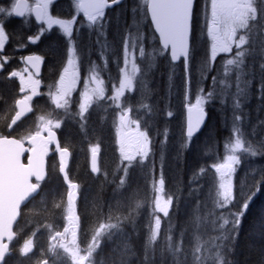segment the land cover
Segmentation results:
<instances>
[{
	"label": "trees",
	"instance_id": "1",
	"mask_svg": "<svg viewBox=\"0 0 264 264\" xmlns=\"http://www.w3.org/2000/svg\"><path fill=\"white\" fill-rule=\"evenodd\" d=\"M253 2L256 16L247 33V44L252 46L246 44L243 56L253 51V58L243 61V64V58H240L239 64L234 65H228L223 57L207 63L202 80V91L210 100L204 107L207 122L195 138L188 140L184 137L183 111L176 113L172 107L175 94L173 83L176 79L173 71L171 87H166L167 67L174 66L163 54L157 73L153 72L155 68L150 70L148 77L155 88L148 91L146 98H149L145 104L155 113L152 115L155 120L151 124H155L158 131L155 132L156 145L146 169L127 167V163L120 160L115 123L108 112L110 108L104 102L94 103L85 115L76 108V99L65 110L57 112L53 108L52 121L62 122V129L57 132L59 141L71 154L68 176L79 185L77 216L81 222V231L90 234L99 220L104 222L96 253L99 264H216L217 260L218 264H264V154L259 155L261 162L255 175V187L249 197L241 199L242 202L235 199L226 206L220 205L206 174L202 175L201 171L203 166L208 165L209 157L230 140H254L253 136L259 138L264 135V0ZM72 4L68 0L67 9L70 10ZM207 4L208 0L194 2L188 72L195 62L202 64L207 59L205 21L202 19V11H205ZM144 15L145 6L141 0H123L112 9H106L98 24L88 25L82 17L79 18L71 41L81 64L86 68L88 64L85 65L83 61H93L97 52L104 56L110 55V50L116 45L118 47L123 36L128 35L131 24ZM111 36L114 37V44L111 43ZM153 44L156 47V42ZM50 61L52 64L48 66V71L54 83L62 69L63 59L52 51ZM58 61L59 64L55 65ZM113 65L115 69L109 70H113L115 76L116 61ZM99 69L103 70L101 76L105 79L104 68ZM46 70L47 67H44V78ZM110 75L107 84L115 80ZM240 78L247 80L248 86L252 88V94L245 95L254 101L251 108L242 105V94L237 88ZM154 102L156 107L153 106ZM28 120L16 138L32 130ZM171 120L174 121L179 142L170 155L164 141L170 140ZM92 147L99 153V171L96 176L89 171L88 160ZM49 166L52 167L51 164ZM158 170L165 187L174 194V202L168 216L160 217L158 237L150 240L148 176L151 177V173L157 175ZM48 179V182L41 184L37 196L23 209L15 227L16 239L3 264H27L23 251H20L23 237L32 227H36V223L53 214L49 212L50 207L61 204L63 185L56 168L51 171L49 167ZM112 198L114 201L111 203ZM49 199H52L51 204ZM27 223L31 224L26 228ZM46 223L55 226L52 220ZM45 242L43 236L41 245ZM206 257H210L209 261Z\"/></svg>",
	"mask_w": 264,
	"mask_h": 264
},
{
	"label": "rangeland",
	"instance_id": "2",
	"mask_svg": "<svg viewBox=\"0 0 264 264\" xmlns=\"http://www.w3.org/2000/svg\"><path fill=\"white\" fill-rule=\"evenodd\" d=\"M141 1L145 6V0ZM215 4L217 6L215 18H212L211 0H208L205 11H202V19L205 21L204 33L207 40V59H204L202 64L195 62L187 77L183 73L182 65L167 67V88L171 87L172 71L173 76H176L173 83L175 94L173 95L172 105L176 113H179V110L183 111V108L187 105L199 106L204 109L209 103V96L202 91V80L207 63H212L214 58L223 57L228 65L239 64L240 58H243L241 59L242 64L244 63L243 61L253 58V51L252 53L248 51L249 53L243 57L245 54L244 47L248 42L247 33L250 23L255 20L256 16L253 0H242L236 6L229 4L227 0H216ZM233 9L235 10L234 13ZM68 11L71 17L60 24L62 32L65 33V37L69 42L67 63L63 69L57 92L53 97L50 96L46 100L47 105L50 106L51 113H47L46 117L39 115H33L32 117H39L37 119L38 126L49 125L51 129L61 131V121H49L53 117V108L57 112L58 110H65L69 103L76 99V108L82 115H85L93 107L94 103L102 101L110 108L108 112L111 113L115 123L116 144L120 160L127 163V167H144L146 169L148 161L154 152L153 147L156 145L155 132L157 130L156 125L151 124L155 120L152 117L155 113L145 104L146 99L149 98H146L148 91L155 88L151 85L152 82L148 75L150 70L155 68L156 57L160 56V51L154 46L153 37L148 31L146 18L141 16L134 21L131 24L130 32L128 35L123 36L120 45L118 44V47L116 45L111 49L114 59L112 54L110 58L109 56H102L103 61L99 58V53H96L95 59L96 61H101V63L98 64L94 60L93 62L100 75L102 71L99 67H104L105 79H109V73L113 74V70L109 69H115L113 63L115 61L117 63L115 80L107 84L106 80L95 70L88 72L86 69L87 72L85 71L82 77L80 74L78 76L80 71L78 66L80 67V64L75 63L77 57L71 41V35L74 24L81 17V14L76 5H71ZM99 19H102V14L95 16L94 23L98 24ZM214 20L216 21L215 25H218L221 32L219 40L223 41H218L209 31L210 27L214 25ZM230 31L233 34L232 44L228 42L229 35L227 34ZM111 38V43L114 44V37L111 36ZM248 45L252 46L250 43ZM252 48L255 49L254 47ZM83 63L85 65L88 64L86 59ZM90 68H93L92 64ZM237 88L242 94V105L248 108L253 107V99L245 96L252 94V88L248 86L247 80L240 78ZM75 96L77 98H73ZM29 102L31 101L29 100ZM153 106H155L154 103ZM36 108L39 107L37 106ZM39 111L34 109L32 114H41ZM126 113L129 114L128 129L131 131L129 137L125 134L126 129H123L121 125V119ZM167 117L170 118V114ZM171 122L172 132L170 133V140L164 141L170 155L173 153L172 150L178 147L179 142L177 133L174 130V121L171 120ZM134 124H137V129L134 128ZM253 138L254 140H230L228 144L215 152L214 155H211L208 159V165L203 166L201 169L202 175L206 174L205 176L213 188L214 197L217 198L218 203L222 206L228 205L235 199L241 200L249 197L255 187V175L259 170L258 164L261 162L259 155L264 154V135L259 138L253 136ZM49 186L51 188V183H49ZM148 190L147 203L149 216H151L148 222V234L150 240H155L159 233L160 222L158 216H168L174 202V194L165 187L160 170H158L157 175L151 173ZM83 198L85 199V197ZM49 201V204H51L52 199H49ZM113 201L114 198H112L111 203ZM56 210L60 212H56ZM49 212H53V214H50L49 218H44L38 224L36 223V227H32L26 236L23 237L20 251H24L22 255L26 263L80 264L82 262V264H99L96 253L100 245L98 237L103 231L104 222L99 220L98 225L90 234H82L75 240L69 239L65 243L55 244L50 242L56 233L55 230L60 228L62 230L66 222H70L71 210L67 208L66 204H63L59 205V207L57 205L50 207ZM154 215H157V217ZM48 220H52L55 226L51 227L50 224H47L46 221ZM40 223L41 225L38 227ZM30 224L27 223L26 228ZM48 230L49 234H47ZM43 236L46 242L41 245Z\"/></svg>",
	"mask_w": 264,
	"mask_h": 264
},
{
	"label": "flooded vegetation",
	"instance_id": "3",
	"mask_svg": "<svg viewBox=\"0 0 264 264\" xmlns=\"http://www.w3.org/2000/svg\"><path fill=\"white\" fill-rule=\"evenodd\" d=\"M241 1L227 0L229 4L235 6ZM17 2L19 0H0V138H16L25 127L27 117L14 124L11 123L16 114L17 101L25 100L30 107V114L34 109L40 110L39 112L50 111L46 100L57 92L63 69L67 63L68 40L65 33L62 32L60 24L71 17L67 9L68 0H23L24 10L19 16L14 13ZM234 11L233 9V13ZM93 22L94 19L88 23ZM217 29L215 37L218 41H223L219 40L221 32L219 27ZM227 35H229V44H232V32L230 31ZM52 51L63 59L62 69L54 83H52L53 77L48 71V66L52 64L50 61ZM85 57L88 58L87 53H85ZM27 58L37 59L40 64L38 74L29 67L26 62ZM75 63H79L77 59ZM56 64H59V61ZM177 66H180V63ZM44 67H47L45 78L43 77ZM79 68L78 66V70ZM79 74L82 77L80 71L78 76ZM61 86L63 85L61 84ZM37 106L39 108H36ZM31 126L32 134H36L37 129L41 133L43 125L38 126L35 117L31 120ZM134 127L137 128V125ZM130 133L131 131L127 132L128 135ZM59 143V149L62 150V143ZM68 160L70 162L69 157ZM68 160L65 161L63 154L61 152L58 154L53 147H47V169L52 163L55 164L54 167L57 171L63 167L65 169ZM62 161L65 162L61 164ZM62 181L64 203L68 209L77 208L75 203L79 185L75 182H68L66 179ZM76 221L66 222L62 230L60 228L56 231L50 242L61 244L69 239L75 240L80 237L82 235L81 222Z\"/></svg>",
	"mask_w": 264,
	"mask_h": 264
},
{
	"label": "water",
	"instance_id": "4",
	"mask_svg": "<svg viewBox=\"0 0 264 264\" xmlns=\"http://www.w3.org/2000/svg\"><path fill=\"white\" fill-rule=\"evenodd\" d=\"M77 2L79 11L86 20L112 9L123 0H73ZM195 0H146V14L159 46L168 52L171 63L180 60L187 66L190 46V29L192 10ZM23 0L17 2L14 13L19 16L24 10ZM216 7L213 2V13ZM18 12V13H17ZM212 34L217 33L213 28ZM29 67L39 73L40 64L35 58H27ZM17 113L12 123L29 113L25 102L16 103ZM184 135L194 138L203 129L207 116L199 106H185ZM128 114L123 115L122 125L126 126ZM44 135H35L25 141L31 147L25 163L22 162L27 147L14 139H0V264L6 257L8 242L15 238L13 229L19 218L20 209L39 192V183L46 178V151L50 145L60 153L57 136L48 128L43 129ZM65 160L68 152L62 150ZM90 168L93 174L97 172V154L90 158ZM223 170V168H221ZM64 173V171H63ZM34 181V182H33ZM33 182V183H32Z\"/></svg>",
	"mask_w": 264,
	"mask_h": 264
},
{
	"label": "bare ground",
	"instance_id": "5",
	"mask_svg": "<svg viewBox=\"0 0 264 264\" xmlns=\"http://www.w3.org/2000/svg\"><path fill=\"white\" fill-rule=\"evenodd\" d=\"M108 1H112V0H108ZM119 5V4H118ZM117 6V5H116ZM99 14H101V13H99ZM98 14V15H99ZM111 34V33H110ZM260 83V82H259ZM257 88V87H256ZM261 96V95H260ZM157 97V96H156ZM248 98V97H247ZM161 100V99H160ZM164 101V100H163ZM259 101V100H258ZM161 103V102H160ZM247 103V102H246ZM154 104H155V102H154ZM168 106V105H167ZM156 107V106H155ZM164 109V108H163ZM173 109V108H172ZM157 110H159V109H157ZM156 110V111H157ZM171 111H173V110H171ZM257 111V110H256ZM158 112H160V111H158ZM157 112V113H158ZM264 117V116H263ZM177 119V118H176ZM255 121V120H254ZM262 124V123H261ZM250 125V124H249ZM159 126V125H158ZM255 126V125H254ZM252 128H254V127H252ZM167 129V128H166ZM164 130V129H163ZM168 130V129H167ZM154 131V130H153ZM157 131H158V129H157ZM165 131V130H164ZM257 133V132H256ZM176 139V138H175ZM169 141V140H168ZM172 142V141H171ZM184 145V144H183ZM170 147V146H169ZM177 148V147H176ZM167 152V151H166ZM169 152V151H168ZM172 152H173V150H172ZM174 153V152H173ZM175 155V154H174ZM264 163V162H263ZM262 164V163H261ZM259 167V166H258ZM104 182H105V180L104 179H102ZM112 181H113V179H112ZM112 183V182H111ZM113 185V184H112ZM141 190V189H140ZM141 192H142V190H141ZM173 193H174V191H173ZM47 202V201H46ZM44 203V202H43ZM48 203V202H47ZM81 206V205H80ZM180 206V205H179ZM183 206H185V205H183ZM42 208V207H41ZM147 213V212H146ZM56 215V214H55ZM50 217V216H49ZM144 222V221H143ZM187 222V221H186ZM175 223V222H174ZM187 225V224H186ZM191 225V224H190ZM200 226V225H199ZM197 227H198V225H197ZM146 229V228H145ZM194 229V228H193ZM201 229V228H200ZM221 233V232H220ZM223 234V233H222ZM227 235V234H226ZM199 236V235H198ZM197 236V237H198ZM195 237V236H194ZM196 237V238H197ZM223 238V237H222ZM220 239V238H219ZM224 239V238H223ZM213 241V240H212ZM251 241V240H250ZM187 242H188V240H187ZM210 242H211V240H210ZM197 243V242H196ZM215 243V242H214ZM179 244V243H178ZM200 244V243H199ZM229 244V243H228ZM150 245V244H149ZM180 245V244H179ZM113 246V245H112ZM201 246V245H200ZM232 246V245H231ZM219 247V246H218ZM170 248V247H169ZM169 248H168V250H169ZM177 248V247H176ZM191 248V247H190ZM194 248V247H193ZM225 248V247H224ZM173 249V248H172ZM180 249V248H179ZM189 249V248H188ZM203 249V248H202ZM219 249H220V247H219ZM171 251V250H170ZM170 251H168V252H170ZM203 251H205V250H203ZM172 252V251H171ZM186 252V251H185ZM205 252H207V251H205ZM199 253H200V251H199ZM179 254V253H178ZM189 254H190V252H189ZM203 254H204V252H203ZM219 254V253H218ZM194 255V254H193ZM199 255V254H198ZM207 255V254H206ZM217 255V254H216ZM220 255V254H219ZM187 256V255H186ZM214 256V255H213ZM179 257V256H178ZM181 257V256H180ZM183 257V256H182ZM200 257H202V256H200ZM199 258V257H198ZM205 258V257H204ZM203 258V259H204ZM206 258H208V257H206ZM210 258V257H209ZM209 258H208V261H209ZM135 259V258H134ZM183 259V258H182ZM187 259V258H186ZM202 259V260H203ZM217 260V259H216ZM229 260V259H228ZM262 260V259H261ZM198 261V259L196 260V262ZM135 262V261H134ZM211 262V261H210ZM217 262H219L218 260H217ZM216 262V264H218ZM173 263H174V261H173ZM181 263V262H180ZM184 263V262H183ZM193 263H195V262H193ZM203 263V262H202ZM177 264V263H176ZM197 264V263H196ZM199 264V263H198ZM207 264V263H206ZM211 264V263H210ZM214 264V263H213Z\"/></svg>",
	"mask_w": 264,
	"mask_h": 264
}]
</instances>
